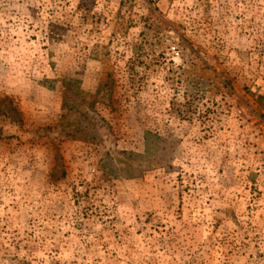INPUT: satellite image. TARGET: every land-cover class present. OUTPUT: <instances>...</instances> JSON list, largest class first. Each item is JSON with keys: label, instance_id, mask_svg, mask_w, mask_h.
<instances>
[{"label": "rangeland", "instance_id": "obj_1", "mask_svg": "<svg viewBox=\"0 0 264 264\" xmlns=\"http://www.w3.org/2000/svg\"><path fill=\"white\" fill-rule=\"evenodd\" d=\"M0 264H264V0H0Z\"/></svg>", "mask_w": 264, "mask_h": 264}]
</instances>
